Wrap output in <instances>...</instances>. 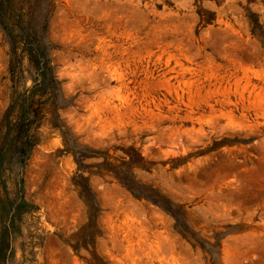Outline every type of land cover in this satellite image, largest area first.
Masks as SVG:
<instances>
[{"label":"rangeland","instance_id":"obj_1","mask_svg":"<svg viewBox=\"0 0 264 264\" xmlns=\"http://www.w3.org/2000/svg\"><path fill=\"white\" fill-rule=\"evenodd\" d=\"M0 264H264V0H0Z\"/></svg>","mask_w":264,"mask_h":264}]
</instances>
